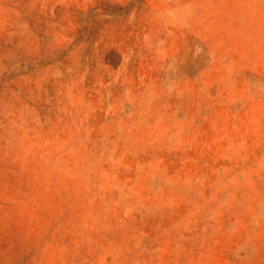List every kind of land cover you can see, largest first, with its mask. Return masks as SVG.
<instances>
[{"label": "rangeland", "instance_id": "1", "mask_svg": "<svg viewBox=\"0 0 264 264\" xmlns=\"http://www.w3.org/2000/svg\"><path fill=\"white\" fill-rule=\"evenodd\" d=\"M0 264H264V0H0Z\"/></svg>", "mask_w": 264, "mask_h": 264}]
</instances>
